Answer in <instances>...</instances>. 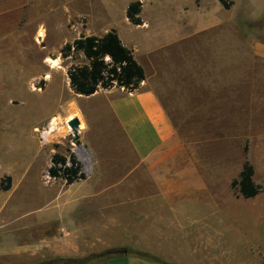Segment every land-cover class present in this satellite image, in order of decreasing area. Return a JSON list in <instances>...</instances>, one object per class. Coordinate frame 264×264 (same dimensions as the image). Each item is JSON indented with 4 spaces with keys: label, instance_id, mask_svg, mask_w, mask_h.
Returning <instances> with one entry per match:
<instances>
[{
    "label": "rangeland",
    "instance_id": "1",
    "mask_svg": "<svg viewBox=\"0 0 264 264\" xmlns=\"http://www.w3.org/2000/svg\"><path fill=\"white\" fill-rule=\"evenodd\" d=\"M126 1L137 0H0L3 215L12 207L21 209L44 203L40 201L42 197L30 199V186L39 180L35 174L42 175L43 185L49 184L43 181L52 177L49 166L53 154L66 153L73 140L69 125L73 114L67 118L66 108L70 100L77 98L67 81L68 70L71 65L88 60L83 53L63 58L64 45L81 34L102 35L110 29L131 41L156 36V32H179L184 13H179L173 2H146L142 11L146 23L141 26L129 21ZM249 4L254 7L250 13H234L236 10L221 6L219 12L212 10L214 13L208 14L214 20H225L223 24L196 35L192 41L175 42L158 56L160 60L165 58L166 63L172 61L174 93L182 84L180 78L185 73L189 76L180 103L189 105L187 95L194 97L196 134L204 140L191 146L189 153L202 159L212 156L213 180L208 182L209 189L199 195L198 208L190 214L191 218L197 214L200 222L190 223L188 214L182 218L184 226L179 225L172 202L149 201L143 210L148 212V218L137 219L141 210L133 209V216L125 212L122 220L131 225L88 235L79 242L85 255L69 259L68 264L106 262L115 253L108 249L120 246H128L134 259L153 260L143 247L157 244L158 231L164 233L161 243L169 248L175 244L174 236L188 234L190 230L199 236L211 232L219 236L228 264H264V187L259 194L246 199L231 186L246 159V148L249 161L257 169L256 181L264 185V145L260 142L264 137V61L257 52V46L264 44V13L256 14L264 10V0H237L236 9ZM42 29L45 36L40 37ZM53 59L59 62L55 67L51 66ZM52 114L65 118L49 122L46 118ZM53 122L59 129L52 135L49 128ZM63 132L71 134L64 137ZM182 134L189 137L190 131L183 129ZM6 175L13 177V185L5 191L2 186L6 184ZM242 244L247 245L245 252L240 249ZM187 261L200 264L193 255ZM58 263L56 259L53 264Z\"/></svg>",
    "mask_w": 264,
    "mask_h": 264
},
{
    "label": "crops",
    "instance_id": "2",
    "mask_svg": "<svg viewBox=\"0 0 264 264\" xmlns=\"http://www.w3.org/2000/svg\"><path fill=\"white\" fill-rule=\"evenodd\" d=\"M148 1L143 0L142 11ZM166 1L173 2L178 12L184 13L179 32H156V36L131 41L116 30L144 68L146 78L136 90L114 86L81 95L72 89L77 100L69 101L66 113L67 118L71 114L79 118L80 136L77 143L73 137L67 152L61 154L74 153L86 178L67 183L63 178L51 177L49 181L46 177L43 182L49 184L43 185L42 175L36 172L39 180L30 186V199L42 197L40 201L44 203L21 209L12 207L4 215L3 209L0 213V264H53L56 259L60 261L58 264H68L70 258L85 255L79 242L88 235L131 225L130 221L122 220L125 212L132 215L133 209L141 210L137 219L148 218V212L143 210L149 201L172 202L182 226V218L188 214L190 217L192 210L198 208L199 195L209 189L208 182L213 180L212 156L202 159L196 153H189L191 146L204 142L196 134L194 97L191 93L187 95L189 105L180 103L189 76L185 73L180 78L182 84L177 86L178 93H174L172 61L166 63L165 58L160 60L158 56L175 42L192 41L196 35L223 24L225 20H214L208 13H214L215 9L219 12L224 7L218 0ZM130 3L126 1V11ZM236 5L237 0L231 9H224L250 13L254 8L249 4L237 11ZM262 13L264 10L256 14ZM141 18V24L128 19L143 26L146 22L142 12ZM257 52L264 61L263 43L257 46ZM67 81L70 84L69 75ZM63 118L64 115L52 114L46 120L59 122ZM183 129L190 131L189 137L183 136ZM71 133L63 132V136ZM261 141L264 145V137ZM254 168V181L258 183L255 165ZM241 170L233 179L238 178ZM191 222H200L197 214ZM214 234L199 236L190 230L188 234L174 236L175 244L168 248L161 243L164 233L158 231L157 244L143 247L157 259H134L128 246H120L108 249L115 253L106 262L95 264H192L187 261L192 255L200 264H228L219 236ZM246 248L245 244L240 246L244 252Z\"/></svg>",
    "mask_w": 264,
    "mask_h": 264
},
{
    "label": "trees",
    "instance_id": "3",
    "mask_svg": "<svg viewBox=\"0 0 264 264\" xmlns=\"http://www.w3.org/2000/svg\"><path fill=\"white\" fill-rule=\"evenodd\" d=\"M218 1L225 9H231L235 3V0ZM141 12L142 2L137 0L129 4L126 14L132 23L141 24ZM75 53H83L88 60L85 64L71 65L68 70L71 87L78 94L90 95L99 88L110 89L114 86L134 91L146 78L144 68L135 58L133 50L123 43L115 29L103 35L81 34L64 45L63 58L73 57ZM247 151L246 148L242 170L238 178L232 180L231 186L239 195L250 198L259 194L264 185L254 181L255 168L247 157ZM49 172L52 177L63 178L67 183L86 178L81 162L74 153L69 156L59 152L53 154Z\"/></svg>",
    "mask_w": 264,
    "mask_h": 264
},
{
    "label": "water",
    "instance_id": "4",
    "mask_svg": "<svg viewBox=\"0 0 264 264\" xmlns=\"http://www.w3.org/2000/svg\"><path fill=\"white\" fill-rule=\"evenodd\" d=\"M69 125L71 127V132L74 136V143H77L79 139V127H80V120L78 117H73L69 120ZM6 184L2 186L3 190H9L13 185V177L11 175H6ZM127 252V250H125Z\"/></svg>",
    "mask_w": 264,
    "mask_h": 264
},
{
    "label": "bare ground",
    "instance_id": "5",
    "mask_svg": "<svg viewBox=\"0 0 264 264\" xmlns=\"http://www.w3.org/2000/svg\"><path fill=\"white\" fill-rule=\"evenodd\" d=\"M41 36H45V33L44 32H40V37ZM58 60L57 59H53L51 60V66L53 65L54 67L58 64ZM58 124L56 122H53L51 124V127L49 128V132L52 133L53 131L56 132L59 128H58ZM59 132V131H58ZM53 135V133H52ZM55 135V134H54Z\"/></svg>",
    "mask_w": 264,
    "mask_h": 264
}]
</instances>
